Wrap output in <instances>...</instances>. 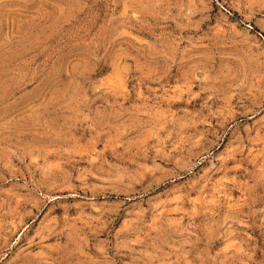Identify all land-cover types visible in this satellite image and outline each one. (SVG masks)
Listing matches in <instances>:
<instances>
[{"label": "rangeland", "instance_id": "1", "mask_svg": "<svg viewBox=\"0 0 264 264\" xmlns=\"http://www.w3.org/2000/svg\"><path fill=\"white\" fill-rule=\"evenodd\" d=\"M0 264H264V0H0Z\"/></svg>", "mask_w": 264, "mask_h": 264}]
</instances>
